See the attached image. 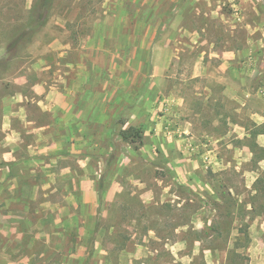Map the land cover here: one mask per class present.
Segmentation results:
<instances>
[{
  "label": "rangeland",
  "instance_id": "rangeland-1",
  "mask_svg": "<svg viewBox=\"0 0 264 264\" xmlns=\"http://www.w3.org/2000/svg\"><path fill=\"white\" fill-rule=\"evenodd\" d=\"M37 32L82 111L77 153L0 170V211L31 214L0 219L6 256L264 260V0H0V64Z\"/></svg>",
  "mask_w": 264,
  "mask_h": 264
},
{
  "label": "crops",
  "instance_id": "crops-1",
  "mask_svg": "<svg viewBox=\"0 0 264 264\" xmlns=\"http://www.w3.org/2000/svg\"><path fill=\"white\" fill-rule=\"evenodd\" d=\"M31 40L26 52L6 56L0 64V170L5 173L13 172L25 164H29L28 169L33 172L34 168L38 169V164L34 167L38 160L47 162V165H55L61 156H74L77 153V126L82 111H77V101L69 98L68 83L56 76L57 70L45 61L49 46L46 47L43 37L37 32ZM58 42L60 40L55 38L52 47L57 49ZM64 53L65 50H59L57 56L60 58ZM6 54V49L0 47V59ZM81 127L83 126L80 129ZM68 138H71L70 145L68 143L63 148L62 142ZM182 181L186 183L183 179ZM42 185L44 186V182ZM112 190L114 194L120 191L118 186L114 188L112 184L106 191L107 201L114 199ZM249 208L252 209V205ZM261 214L262 212L254 216L262 218ZM30 215L29 212L0 211V219L7 220H24L30 218ZM2 230L0 228V233ZM260 231H264V222L260 224ZM261 249L263 250L262 247ZM4 250L5 247L0 246V264H29L28 256L15 261L7 257ZM203 253L208 251L203 250ZM209 253L204 255L207 264H225L226 252L223 260L212 258L210 261ZM262 257L263 254L261 260H255L254 263L264 264Z\"/></svg>",
  "mask_w": 264,
  "mask_h": 264
},
{
  "label": "trees",
  "instance_id": "trees-1",
  "mask_svg": "<svg viewBox=\"0 0 264 264\" xmlns=\"http://www.w3.org/2000/svg\"><path fill=\"white\" fill-rule=\"evenodd\" d=\"M143 129L141 127L129 126L119 132V135L123 141L128 143H142Z\"/></svg>",
  "mask_w": 264,
  "mask_h": 264
}]
</instances>
